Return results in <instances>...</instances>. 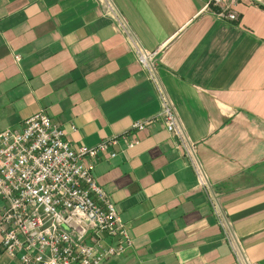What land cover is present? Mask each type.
Returning <instances> with one entry per match:
<instances>
[{
	"label": "crops",
	"instance_id": "1",
	"mask_svg": "<svg viewBox=\"0 0 264 264\" xmlns=\"http://www.w3.org/2000/svg\"><path fill=\"white\" fill-rule=\"evenodd\" d=\"M204 5L0 0V133L44 111L74 148L117 139L93 176L132 247L103 264H245L165 129L137 46L157 54L159 84L245 261L264 264V6L244 0L237 20L225 21ZM2 239L0 264H21L3 253Z\"/></svg>",
	"mask_w": 264,
	"mask_h": 264
},
{
	"label": "built area",
	"instance_id": "2",
	"mask_svg": "<svg viewBox=\"0 0 264 264\" xmlns=\"http://www.w3.org/2000/svg\"><path fill=\"white\" fill-rule=\"evenodd\" d=\"M204 11L225 21L237 20L234 6L244 0H203ZM264 6V0H248ZM113 12L111 6H108ZM138 62L147 71L161 101L165 129L186 151L198 182L208 192L213 213L237 253L241 248L217 196L208 184L195 153L185 139L178 114L163 90L156 72L157 54L136 48ZM19 61V58L16 57ZM152 121L135 123L142 131ZM117 139L96 147H72L60 126L44 111L24 121L21 131L0 133V235L2 251L21 264H103L123 256L132 238L115 205L98 186L93 170L100 154H107ZM129 146L133 145L129 143ZM116 153H110L113 159Z\"/></svg>",
	"mask_w": 264,
	"mask_h": 264
}]
</instances>
